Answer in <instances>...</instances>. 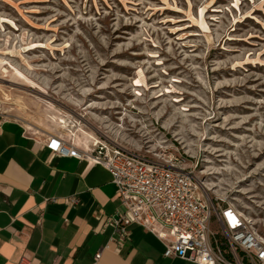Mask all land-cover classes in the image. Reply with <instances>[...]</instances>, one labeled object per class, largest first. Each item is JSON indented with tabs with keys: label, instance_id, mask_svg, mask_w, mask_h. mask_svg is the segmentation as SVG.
<instances>
[{
	"label": "rangeland",
	"instance_id": "374dc122",
	"mask_svg": "<svg viewBox=\"0 0 264 264\" xmlns=\"http://www.w3.org/2000/svg\"><path fill=\"white\" fill-rule=\"evenodd\" d=\"M179 159L264 240V0H0V124Z\"/></svg>",
	"mask_w": 264,
	"mask_h": 264
},
{
	"label": "crops",
	"instance_id": "0c3cea01",
	"mask_svg": "<svg viewBox=\"0 0 264 264\" xmlns=\"http://www.w3.org/2000/svg\"><path fill=\"white\" fill-rule=\"evenodd\" d=\"M49 137L0 124V264H92L98 253L99 264H197L166 258L164 243L138 225L119 243L107 225L121 210L110 172L51 155ZM70 198L78 203H67Z\"/></svg>",
	"mask_w": 264,
	"mask_h": 264
},
{
	"label": "built area",
	"instance_id": "2783aa9c",
	"mask_svg": "<svg viewBox=\"0 0 264 264\" xmlns=\"http://www.w3.org/2000/svg\"><path fill=\"white\" fill-rule=\"evenodd\" d=\"M51 155L88 160L111 174L121 210L107 221L119 243L131 225L143 227L165 245L166 258L197 264H264V240L239 211L222 207L205 184L179 159L155 160L122 147L83 151L51 135ZM67 203L77 204L76 199ZM98 253L92 264H99ZM20 264H28L22 259Z\"/></svg>",
	"mask_w": 264,
	"mask_h": 264
}]
</instances>
